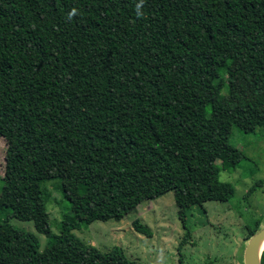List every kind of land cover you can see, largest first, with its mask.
Segmentation results:
<instances>
[{"label":"trees","instance_id":"obj_1","mask_svg":"<svg viewBox=\"0 0 264 264\" xmlns=\"http://www.w3.org/2000/svg\"><path fill=\"white\" fill-rule=\"evenodd\" d=\"M234 76L252 100L227 98ZM234 127H264V0H0V214L38 225L61 164L71 212L43 250L0 218V264H140L74 230L168 192L181 215L229 201L221 172L244 159ZM263 227L264 214L246 240Z\"/></svg>","mask_w":264,"mask_h":264},{"label":"rangeland","instance_id":"obj_2","mask_svg":"<svg viewBox=\"0 0 264 264\" xmlns=\"http://www.w3.org/2000/svg\"><path fill=\"white\" fill-rule=\"evenodd\" d=\"M231 73L232 69L226 77ZM231 78L227 98L236 103L252 100L244 80L239 76ZM230 142L244 153V159L236 170L226 166L221 172V180L236 188L229 201H209L181 215L174 192H168L144 201L120 221L97 220L74 230V234L102 253L119 246L128 258L140 264H245L248 227L264 214V127L254 133L234 127ZM6 150L7 142L0 136V193ZM69 174V166H53V179L47 185L51 199L38 225L33 220L11 217L10 211L0 214V218H9L15 227L35 234L43 250L47 234L60 233L64 214L71 213L70 202L57 188ZM137 218L151 228V236L135 230L133 222Z\"/></svg>","mask_w":264,"mask_h":264},{"label":"water","instance_id":"obj_3","mask_svg":"<svg viewBox=\"0 0 264 264\" xmlns=\"http://www.w3.org/2000/svg\"><path fill=\"white\" fill-rule=\"evenodd\" d=\"M264 251V227L255 233L248 241L245 251V264H262L261 258Z\"/></svg>","mask_w":264,"mask_h":264},{"label":"clouds","instance_id":"obj_4","mask_svg":"<svg viewBox=\"0 0 264 264\" xmlns=\"http://www.w3.org/2000/svg\"><path fill=\"white\" fill-rule=\"evenodd\" d=\"M141 6H142V5H138V6H137V15H140V14H141V12H140V8H141Z\"/></svg>","mask_w":264,"mask_h":264}]
</instances>
